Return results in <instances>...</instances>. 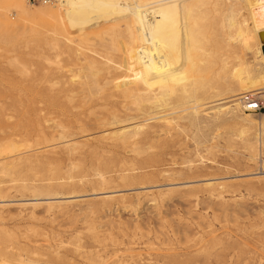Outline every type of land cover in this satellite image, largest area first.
Returning a JSON list of instances; mask_svg holds the SVG:
<instances>
[{
	"label": "rangeland",
	"instance_id": "374dc122",
	"mask_svg": "<svg viewBox=\"0 0 264 264\" xmlns=\"http://www.w3.org/2000/svg\"><path fill=\"white\" fill-rule=\"evenodd\" d=\"M61 2L64 18L88 0ZM26 3L29 9L46 5ZM220 8H193L189 23L198 33L192 67L201 92L198 101L186 100V111L171 109L169 148L162 137L116 143L115 134L103 132L116 126L96 120L109 115V106L94 112L70 109L63 99L50 102L51 96L62 94L63 86L90 81L91 73L77 69L85 63L65 47L75 44L63 36L58 20L34 14L22 18L10 1L0 0V134L26 128L28 132L38 122L45 124L38 117L46 110L35 108L42 104L30 103L41 98L53 111L52 121L58 120L67 128V139H73L65 146L50 137H12L17 144L13 154L20 152L16 157L22 159H9L19 164L14 180L0 178V206L7 209L0 214V264H264V111L250 113L239 103L237 114L212 113L237 98V92L225 90L222 66L241 62L221 41L219 22L226 12ZM3 21L10 26L4 27ZM106 24L103 20L78 31L97 36ZM90 46L81 53L98 64L122 60L120 46L117 53L109 45ZM252 57L247 53L242 62L252 65ZM258 70L254 66L252 75ZM99 73L102 77H94L103 85L102 93L93 91L91 99L113 88L105 69ZM106 79L112 84L103 83ZM258 86H264V80ZM247 115L256 118L251 122ZM145 123L153 127L150 133L158 120ZM141 162L152 165L140 168ZM23 183L36 187L39 195L12 187ZM23 199L38 205L33 210L20 208L16 204ZM58 201L61 208L45 209L46 203Z\"/></svg>",
	"mask_w": 264,
	"mask_h": 264
},
{
	"label": "bare ground",
	"instance_id": "6f19581e",
	"mask_svg": "<svg viewBox=\"0 0 264 264\" xmlns=\"http://www.w3.org/2000/svg\"><path fill=\"white\" fill-rule=\"evenodd\" d=\"M8 1L11 2L12 8L17 11L20 16L22 15V18L27 16L32 18L30 15L34 14L44 18L47 17L46 19L53 18V20H58L62 26L61 32L63 36H65L68 41L75 44L73 46L65 45V47H68L70 51H75L78 60L85 63L77 69H82L91 73V77H87L90 81H83L81 79L82 81L77 85L67 84V87L65 86L66 88L63 86V89L60 90L62 94L56 93V96H53L54 98L51 96L50 102L63 99V101L67 102L70 109H87L94 112H102V109L109 106V115H103V118H96V120L102 126H116L112 129H106L103 132H106V135L111 134V136L115 134L117 136L116 143L118 144H136L138 138L141 137L143 139L150 136V138L153 137L154 139H159L161 137L165 138L170 143L169 148H171V125L173 124L171 109L176 108L174 106H179L183 108V111H186L188 109L186 105L189 97L195 98V100L198 101L197 94H199L198 92H201V90H199V82L194 75L195 72L192 67L194 61L192 56L195 46L193 41L195 39L194 36L198 33V29L195 28L191 30V25L189 23V19L194 13L193 8L196 9L197 7H204L205 5L221 6L223 12H226L224 14V19L219 22L221 41L231 46V52L234 57L238 59V62L241 61L240 64L235 63L231 68H227V64L225 65L224 63L221 68L225 90L228 91V93L237 92L234 94L237 98L233 101L230 100L231 104L217 106L216 109L211 112L216 116L224 112L233 114L239 113V103L242 104L241 98L243 93L252 94L256 99H264V86H258V82L264 80V54L261 53L263 42L260 37L257 38L259 32H264V0H88V3L78 4L74 14L67 15L64 18H62L61 15L64 8L61 2L62 0H55L54 3H49L46 4L45 7L43 6V8L40 7L36 9H29L26 0ZM241 10L245 11V15H242ZM103 20L107 21V24L103 25L100 31L103 35L90 36L88 33L78 31L86 26L93 27ZM1 22L2 21H0V23ZM3 24L4 27L10 26L7 21H3ZM227 31H231L232 33L226 34ZM224 34H226L227 37H224ZM102 38L106 40L105 43L103 42L104 40L102 41ZM258 39H260L261 42H259ZM87 45H105L107 48H109V45L114 49H112L113 51L119 50L120 48L118 49V47L120 46V51H122V56L120 57H122V60L111 65L108 63L109 60H105L108 62L104 65L98 64L93 58H88L81 53V49H84V47L86 48ZM229 50L231 49L229 48ZM108 51H110V49H108ZM247 53L253 56L252 65L246 61L245 63L242 62V59ZM117 59L119 60L120 58ZM179 63H182V66L178 65ZM71 65L73 66V64ZM69 66L70 64L68 67ZM254 66H258L259 70L257 75L253 76ZM102 69H105L108 75L104 77H107L114 83L113 88L110 89L106 95H103V97L91 99L94 95L92 94L93 91L99 94L102 93L103 85L94 77V75H100L99 71ZM100 77L102 76L100 75ZM72 78H74V76ZM66 79L70 81L69 78ZM108 79L103 83L107 85L108 83L112 84ZM36 84H38V82L35 83V85ZM30 103L31 105L35 103L42 104V106L38 107L36 104L35 108L39 112L46 110V114L43 115L42 118L38 117V119L43 120L45 124H43V122L42 124L38 122V124L32 126L33 128L28 132L27 128L24 132L1 131L0 178L2 176H9L10 180H14L12 175L19 169V164H15L16 158H18V161L22 159L21 157H16L19 156L20 152L13 154L17 144L15 145L12 137L22 134L25 136L35 135V141L39 139L44 141L47 137H50L52 140L57 141L58 144L61 143L65 146H69L70 141L72 142L73 140L67 139L65 133L67 128L65 129L61 124H57L58 120H54L56 123L53 122L50 118L51 116L49 117V115L53 114V111L47 106L48 102L40 98L37 101L30 99ZM57 103L55 105H57ZM244 115H246V113ZM262 115L264 116V114ZM140 118L143 119L140 120ZM255 118L256 117H249L247 115L246 119L252 122ZM150 119H157L158 123L153 131L148 133L147 130L153 127L145 122ZM127 120H132L135 123L132 122L133 124H123L124 126H120ZM11 153L13 155H10ZM23 153L25 152L21 154ZM10 157L16 158L9 160ZM28 164H30V162ZM149 165L152 164L149 162H141L140 168ZM23 166L25 167V165ZM99 177L101 176L99 175ZM11 186L10 188L14 187L22 194L32 191L34 196L39 195V190L28 184L23 183ZM208 186H210V184H208ZM56 194L58 195V193ZM217 197L222 200L223 197H221V192H219ZM58 200L60 201V199ZM24 201L25 199H23V202L18 201L16 205L28 210H33L38 205L36 202H31L32 200H29L30 202ZM59 201L46 203L44 207L45 209L58 208L62 204ZM69 202L70 201H68V203ZM15 209H17L16 206ZM5 211H7V209L0 206V214Z\"/></svg>",
	"mask_w": 264,
	"mask_h": 264
},
{
	"label": "built area",
	"instance_id": "2783aa9c",
	"mask_svg": "<svg viewBox=\"0 0 264 264\" xmlns=\"http://www.w3.org/2000/svg\"><path fill=\"white\" fill-rule=\"evenodd\" d=\"M31 4H49L55 0H27ZM242 107L244 111L250 112H261L264 111V100L256 99L249 93H243L242 98Z\"/></svg>",
	"mask_w": 264,
	"mask_h": 264
},
{
	"label": "water",
	"instance_id": "95a60500",
	"mask_svg": "<svg viewBox=\"0 0 264 264\" xmlns=\"http://www.w3.org/2000/svg\"><path fill=\"white\" fill-rule=\"evenodd\" d=\"M264 32H259V37L261 38V41L263 42V45L261 46V52L264 54Z\"/></svg>",
	"mask_w": 264,
	"mask_h": 264
}]
</instances>
